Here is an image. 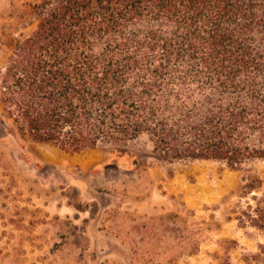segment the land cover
I'll list each match as a JSON object with an SVG mask.
<instances>
[{"label":"trees","instance_id":"trees-1","mask_svg":"<svg viewBox=\"0 0 264 264\" xmlns=\"http://www.w3.org/2000/svg\"><path fill=\"white\" fill-rule=\"evenodd\" d=\"M14 30L0 106L20 139L121 153L147 135L169 163L264 162V0H36ZM254 212L264 233V197Z\"/></svg>","mask_w":264,"mask_h":264},{"label":"rangeland","instance_id":"rangeland-1","mask_svg":"<svg viewBox=\"0 0 264 264\" xmlns=\"http://www.w3.org/2000/svg\"><path fill=\"white\" fill-rule=\"evenodd\" d=\"M35 1L0 0V69ZM262 197V161L169 163L147 135L74 154L10 133L0 106V264H245Z\"/></svg>","mask_w":264,"mask_h":264}]
</instances>
